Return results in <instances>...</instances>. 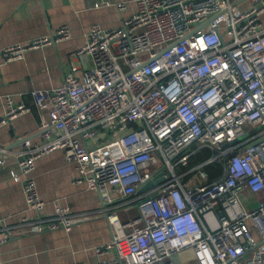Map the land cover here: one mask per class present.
<instances>
[{"label":"built area","instance_id":"2783aa9c","mask_svg":"<svg viewBox=\"0 0 264 264\" xmlns=\"http://www.w3.org/2000/svg\"><path fill=\"white\" fill-rule=\"evenodd\" d=\"M119 26L92 22L77 49L90 63H71L59 85L30 91L33 105L4 95L0 126L31 111L37 136L0 145L14 158L27 211L0 219V243L17 231L69 229L74 213L55 201L50 214L32 175L35 160L60 149L75 182L99 194L110 237L95 247L113 252L98 264H173L186 248L196 264H264V25L260 0L240 9L230 0H132ZM124 0H101L94 6ZM71 36L63 24L27 43L0 49V61ZM193 144V146H192ZM207 147L211 154L188 165ZM221 172L209 178L206 165ZM200 178L190 185L187 180ZM141 189L149 180L155 181ZM262 192L246 208L241 191ZM134 205L136 216L119 210ZM81 264V263H72Z\"/></svg>","mask_w":264,"mask_h":264},{"label":"crops","instance_id":"0c3cea01","mask_svg":"<svg viewBox=\"0 0 264 264\" xmlns=\"http://www.w3.org/2000/svg\"><path fill=\"white\" fill-rule=\"evenodd\" d=\"M100 1L0 0V49L15 42L27 43L63 24L71 32L68 39L29 49L13 61H0V117L5 109L4 95L10 94L15 100L32 106V89L59 85L71 63L79 66L77 74L90 63L88 54L77 53L90 23L98 22L103 27L119 26L122 19L134 10L132 0H124L122 10L114 4L95 7L94 3ZM252 2L242 0L237 7L243 9ZM259 3L264 6V0ZM260 21L264 25V9ZM39 120L38 111L32 107L31 111L0 126V145L14 147L18 136H37ZM5 158L6 164L0 165V219L14 225L22 213L31 212L26 209L21 184L13 181L9 173V169L15 167L14 158L10 155ZM32 175L45 201L42 213L50 214L54 202L58 201L73 211V224L69 229L15 232L0 243V264H98L99 259L112 257V251L98 255L94 250L109 239L110 227L100 211L99 194L88 189L85 183L74 181L78 175L74 163L66 161L60 149H54L35 160ZM201 182L200 178L187 180L190 185ZM240 198L243 205L251 209L263 199V194L243 189ZM131 211L138 213L134 205L118 213L124 220L130 217ZM171 259L173 264H196L190 248L173 254Z\"/></svg>","mask_w":264,"mask_h":264},{"label":"trees","instance_id":"16d2710c","mask_svg":"<svg viewBox=\"0 0 264 264\" xmlns=\"http://www.w3.org/2000/svg\"><path fill=\"white\" fill-rule=\"evenodd\" d=\"M211 154V150L207 147L199 148L188 160V165H192L196 162L203 160ZM206 171L209 178L218 176L221 172V166L217 163L206 165Z\"/></svg>","mask_w":264,"mask_h":264},{"label":"water","instance_id":"95a60500","mask_svg":"<svg viewBox=\"0 0 264 264\" xmlns=\"http://www.w3.org/2000/svg\"><path fill=\"white\" fill-rule=\"evenodd\" d=\"M242 0H237V1H235V2H233V5H237L239 2H241ZM192 146H193V144H192ZM159 179H157V180H155V181H152V180H149L148 182H147V184H145L141 189H143L144 187H147V186H149V185H151L153 182H156V181H158Z\"/></svg>","mask_w":264,"mask_h":264},{"label":"rangeland","instance_id":"374dc122","mask_svg":"<svg viewBox=\"0 0 264 264\" xmlns=\"http://www.w3.org/2000/svg\"><path fill=\"white\" fill-rule=\"evenodd\" d=\"M120 213H121V212H120ZM136 215H137V211H136V212L131 211V215H130V216L134 217V216H136Z\"/></svg>","mask_w":264,"mask_h":264}]
</instances>
